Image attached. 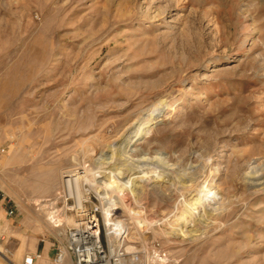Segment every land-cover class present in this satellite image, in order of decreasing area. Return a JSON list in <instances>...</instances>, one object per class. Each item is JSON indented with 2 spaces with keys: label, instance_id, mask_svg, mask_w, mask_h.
I'll return each mask as SVG.
<instances>
[{
  "label": "rangeland",
  "instance_id": "rangeland-1",
  "mask_svg": "<svg viewBox=\"0 0 264 264\" xmlns=\"http://www.w3.org/2000/svg\"><path fill=\"white\" fill-rule=\"evenodd\" d=\"M84 165L78 201L67 172ZM261 173L264 0H0V264H75L56 248L90 207L107 248L117 200L130 233L113 248L137 264H162L151 248L167 264H264Z\"/></svg>",
  "mask_w": 264,
  "mask_h": 264
},
{
  "label": "bare ground",
  "instance_id": "bare-ground-1",
  "mask_svg": "<svg viewBox=\"0 0 264 264\" xmlns=\"http://www.w3.org/2000/svg\"><path fill=\"white\" fill-rule=\"evenodd\" d=\"M161 111L163 109L159 108ZM159 109H157L156 111H153V112H150V113H146L144 114L141 118H140V122H139V125H138V129L136 130V132L132 135H128L126 137V145L129 146V144H131L132 142L138 140L140 137H142L143 135L147 134L149 129L151 128V126L153 125V123L155 122L156 119L159 118V116H161L162 112L159 111ZM125 145V144H124ZM121 149V144L120 146L118 147V151L120 152ZM117 152V151H116ZM109 160V159H108ZM105 162V161H103ZM84 164V163H83ZM79 165V163H78ZM255 169V168H254ZM92 171V168L89 169V165L86 166L84 165L83 166V172H76L75 170H71V171H68V175L66 179V184H67V191L70 195H73L78 201H80L81 199V183L84 182H89L90 180L88 179L87 177V173ZM133 172V171H132ZM252 172V171H251ZM250 172V173H251ZM248 173V174H250ZM256 173V172H255ZM80 174V175H79ZM90 174V173H89ZM131 176V175H130ZM141 176V175H139ZM134 178H137L134 177ZM252 185L250 186L254 191L253 192H258V190H263L264 189V173H261L259 175H256V174H252ZM131 179V178H130ZM97 181V180H96ZM144 181L143 179H138L136 180V182H142ZM145 182H147L146 180L144 182H142L143 184L141 185H138L137 188H143L144 185H145ZM94 183V181H93ZM91 184V185H94V184ZM96 183V182H95ZM98 183L100 184H96L95 185V188L98 190V188H102L100 186L104 185L105 183L101 180L100 182L98 181ZM89 184V183H88ZM108 184V183H107ZM105 187V186H104ZM103 187V188H104ZM157 189H160L159 186L156 187ZM101 190V189H100ZM210 190V189H209ZM107 192V190H106ZM108 193V192H107ZM107 193L102 196L103 198H107ZM201 195V194H200ZM210 195V192H207L206 195H205V198L204 199H207ZM218 199V198H217ZM109 200V199H108ZM84 201V199H83ZM82 201V202H83ZM216 201V199H215ZM219 203L220 201H223L221 200V198L218 199ZM216 201V202H218ZM128 202V201H127ZM205 202V201H204ZM215 203V202H214ZM218 203V205H219ZM115 204H117V206H113V208L110 210L111 213H108V214H105V218H106V223L111 226L107 229V248H113L114 247V244L116 242H121L122 244V241L125 240V238H128L129 236V233H130V228L128 226H124L122 227V229H120V226L122 225V220H117L118 216L114 215L116 212H114V210H123V208H125V204L120 201V200H117L115 202ZM201 203L199 202H194L192 204L189 205V207L187 209H185L186 211H182L179 215H175L173 216V220L171 221V225H172V228L179 224L181 225L182 223H185L186 225L189 223V214L191 212H193V210L195 208L198 207V205H200ZM82 205V203L77 206V207H80ZM114 205V204H113ZM224 205V204H223ZM222 207V205H220ZM220 206H219V210L220 209ZM127 207V206H126ZM223 208V207H222ZM126 209V208H125ZM211 209V208H210ZM209 209V210H210ZM217 209V210H218ZM216 210V208L214 209ZM59 211L60 209H53L51 211V215H50V219L52 220L51 222H59V217L62 216V214H59ZM124 211V210H123ZM128 212V211H126ZM212 212V211H211ZM213 213V212H212ZM218 214V213H217ZM193 216V215H192ZM206 217V216H205ZM204 217V218H205ZM133 219V217H132ZM203 219V217H202ZM208 220V219H207ZM137 221V220H136ZM202 221V220H201ZM204 221V220H203ZM132 223H136L134 220L132 221ZM197 223V222H196ZM206 223V222H205ZM58 224H55V226H57ZM199 225V224H198ZM205 225V224H204ZM204 225H201V226H204ZM123 226V225H122ZM208 226V225H207ZM177 227V226H176ZM184 227V226H183ZM211 227V226H210ZM205 229V227H204ZM206 230H204L205 232ZM203 232V233H204ZM187 233V230H183V232H177L175 234H177V236L179 237H182L184 236L185 234ZM198 233V232H197ZM202 233V234H203ZM127 240V239H126ZM124 242V241H123ZM77 248H102V246H100V236L97 235V232H93V233H89V234H82L80 235L79 239H77ZM117 246V245H116ZM129 250V248H127Z\"/></svg>",
  "mask_w": 264,
  "mask_h": 264
},
{
  "label": "built area",
  "instance_id": "built-area-1",
  "mask_svg": "<svg viewBox=\"0 0 264 264\" xmlns=\"http://www.w3.org/2000/svg\"><path fill=\"white\" fill-rule=\"evenodd\" d=\"M85 205L77 207L82 209ZM86 208V207H85ZM99 208L90 207L83 211L84 219L76 228H70L65 232L67 247L56 248L57 263H62L67 254H70L75 264H137L141 261L139 252H128L126 248H77V239L82 234L97 232L100 235V225L96 217ZM13 211L9 212L12 215ZM59 224L57 226H60ZM56 226V227H57ZM151 261L167 264L169 256L162 248H151L149 253ZM23 264H34L33 260H26Z\"/></svg>",
  "mask_w": 264,
  "mask_h": 264
},
{
  "label": "crops",
  "instance_id": "crops-1",
  "mask_svg": "<svg viewBox=\"0 0 264 264\" xmlns=\"http://www.w3.org/2000/svg\"><path fill=\"white\" fill-rule=\"evenodd\" d=\"M40 249H41V248H35V251H36V252H38V251L43 252V250H42V249L40 250ZM33 258H34V257H33ZM34 259H35V258H34Z\"/></svg>",
  "mask_w": 264,
  "mask_h": 264
}]
</instances>
